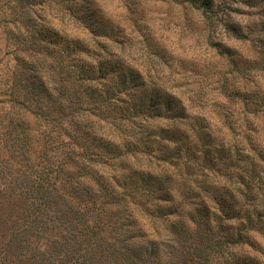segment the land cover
<instances>
[{
  "label": "trees",
  "instance_id": "16d2710c",
  "mask_svg": "<svg viewBox=\"0 0 264 264\" xmlns=\"http://www.w3.org/2000/svg\"><path fill=\"white\" fill-rule=\"evenodd\" d=\"M0 3L7 9L14 8L9 15L0 12V26L6 31L17 62L9 91L13 107L44 125L57 127L59 134L70 131L72 142L77 139L85 142L90 135H97V130L89 126L88 116L98 119L99 113L100 117L106 114L113 119L111 116L119 112L124 99L132 98L134 91H155L150 100L153 104L146 108L148 114L141 113L144 121L158 107L161 97L156 86L133 68L126 69L127 66L112 59V53L103 48L101 36H106L109 28L102 19L91 28L95 17L89 0H0ZM66 18L80 22L82 30L87 27L96 35L98 42L93 53L78 37L61 29ZM248 98L250 104L246 109L243 107V113L249 121L240 127L237 145L228 148L218 144L206 127L196 124L192 127L196 145H186V132L182 131L174 139L171 135L161 137L163 141L158 147L152 148L146 142L147 147L139 151V135L143 137L145 132L110 120V126L116 125L114 130L99 133L104 138L103 145L106 139L116 143V152L106 147L108 152H114L109 160L124 158L119 148L125 149V157L140 164L118 175L117 185L105 188L103 196L97 195L98 192L77 193L84 212L72 206L60 212V216L73 214L83 220L80 225L84 229H79L80 240L75 242L79 252L85 246L90 255H80L74 264H96L97 254L118 264H264V247L255 236L260 233L264 239V98L253 93ZM171 108L170 101H164L163 112L156 116L184 117V110L179 115ZM120 131L122 134L118 135ZM161 133L164 136L166 131L161 129ZM2 135V141L9 146L8 158L20 167L15 170L24 178H31L30 188L36 192L31 197L40 200L35 211H44L54 204L57 191L52 171L55 167L57 175L56 169L64 167L53 162L45 171L36 172L35 160L42 147L53 141L43 139L50 134L33 131L24 120L10 119ZM181 141L184 154L178 149L170 150L173 143ZM53 144L58 146L56 150H61L64 141ZM175 153L177 157H169ZM167 204L170 207L165 208ZM134 205L142 211L139 218L150 221L153 232L124 226L125 221L132 220L131 214L136 213L137 207L134 210L129 207ZM110 214L113 218L118 216L115 220L121 215L125 219L115 226V221L109 220ZM157 220L174 228L165 239L154 231L158 228Z\"/></svg>",
  "mask_w": 264,
  "mask_h": 264
},
{
  "label": "rangeland",
  "instance_id": "374dc122",
  "mask_svg": "<svg viewBox=\"0 0 264 264\" xmlns=\"http://www.w3.org/2000/svg\"><path fill=\"white\" fill-rule=\"evenodd\" d=\"M89 2L95 17L91 28L99 19L109 28L105 34L107 37L101 36L103 48L112 53V59L127 66L126 69L133 68L156 86L158 96L161 97L156 104L158 107L144 121L141 113L148 114L149 109L146 112V108L153 104L150 100L155 91H134L132 98L124 99L119 112L111 116L113 119H109L106 114L100 117L98 113V119L89 115V126L91 124L98 134L90 135L85 142L77 139L79 145H72L76 142H72L73 138L68 136L70 131L63 130L59 134L57 127L51 128L36 121L10 103L9 91L17 62L6 31L0 26V264H74L80 255H90L85 246H81L83 252H79L78 242H75L80 240L77 239V233L79 229H84L80 225L83 220L73 214H59L67 211L69 206L84 212L83 204L76 198L78 194L88 191L103 196L105 188L117 185L116 181L120 178L118 175L130 167H139L140 163L125 157V149L120 151L118 148L124 158L109 160L114 153L112 151H117L116 143L106 139L103 145L104 138L99 133L102 135L114 130L116 125L110 126V120L145 132V136L139 135V151L147 147L146 142L152 148L158 147L163 141L161 137L171 135L174 139L182 131L187 136L185 144L196 145L198 142L192 132L196 124L206 127V131L216 138L218 144L228 148L237 145L241 135L240 127L249 121L243 113L250 104L248 96L253 93L264 98V0ZM51 3L58 9L57 5ZM12 9L13 6L7 9L0 3L1 13L9 15ZM61 29L78 37L93 53L95 42L98 41L87 27L82 30L80 22L66 18ZM166 100L172 104L171 110L175 109L179 115L184 110V117L165 118L164 114L160 118L156 116L163 112L162 105ZM10 119L24 120L33 131L48 132L50 137H44V140H53L51 144L48 142L42 147V153L36 158V172L45 171L53 162L64 165L61 170L56 169L57 175L55 167L52 171V182L57 191L54 204L44 211H35L40 200L31 197L36 195L30 188L31 178L20 175L16 171L20 169L18 164L8 158L9 146L2 141V134ZM126 119L130 123L124 122ZM63 123L66 125V122ZM123 129L122 126L120 130ZM161 129L166 131L164 136ZM100 137L102 140L97 143L95 139ZM54 141H64L61 150H56L58 146L53 144ZM182 142L173 143L170 150L178 149L184 154L185 146ZM106 147L113 150L108 152ZM169 157L175 158L177 154ZM191 167L194 168V164ZM87 205L92 207L91 204ZM134 206L129 207L130 210L137 207L136 213L131 214L129 219L132 220L125 221L124 226L130 229L141 227L146 233L153 232V227L149 228L150 221L140 219L142 211ZM116 218L118 216H109V220L115 221V226L125 216ZM161 223V220L156 221L158 228L154 231L165 239L174 228ZM255 236L264 247L262 235L255 233ZM94 256L96 264H118L107 257L98 254Z\"/></svg>",
  "mask_w": 264,
  "mask_h": 264
}]
</instances>
